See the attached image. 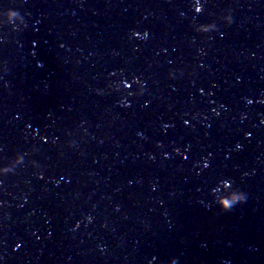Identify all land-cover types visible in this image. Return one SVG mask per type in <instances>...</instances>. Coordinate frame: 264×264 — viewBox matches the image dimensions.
Here are the masks:
<instances>
[{"label": "water", "instance_id": "obj_1", "mask_svg": "<svg viewBox=\"0 0 264 264\" xmlns=\"http://www.w3.org/2000/svg\"><path fill=\"white\" fill-rule=\"evenodd\" d=\"M199 2L0 0V264H264V0Z\"/></svg>", "mask_w": 264, "mask_h": 264}, {"label": "clouds", "instance_id": "obj_2", "mask_svg": "<svg viewBox=\"0 0 264 264\" xmlns=\"http://www.w3.org/2000/svg\"><path fill=\"white\" fill-rule=\"evenodd\" d=\"M197 11H201L203 8V5L199 2V0H197ZM223 20L227 23H231L232 22V16L231 13H227L224 15ZM4 23H8V24H12L14 26V28L19 29L20 26L23 27H27V22L24 18L23 15H21V13L11 7H7V8H0V24H4ZM216 29V24L215 23H206V24H198L196 25V30L199 32H209L212 30ZM136 35H140V33H136ZM145 36L147 35V33L144 34ZM135 82L139 85L140 81L139 78H136ZM113 87L116 91H119L121 89V87H128L131 88L132 87V83L130 81H128L127 79L123 80V81H115L113 82ZM143 92V88L140 87L138 89V93H142ZM133 93H129V95H132ZM121 103L127 105L130 103V101H128L127 97H124L121 101ZM249 103H251V101H249ZM239 147V146H238ZM23 155L21 154H17L15 160L13 161V163L11 165H5L0 167V174H4V173H8L11 172L13 170V167L15 164H19L23 162ZM205 166H207V161H205ZM222 185L227 186L228 188V192L227 195H219V187L217 188H213L212 192L214 195V199L215 202L225 211L232 209L235 205L239 204V203H243L246 201L247 199V193H245L242 190H239L237 188L232 187V181L230 179H225L222 182ZM89 220L92 219L91 216L88 217ZM155 259V258H154ZM168 264H178V258L173 257L171 260L168 261Z\"/></svg>", "mask_w": 264, "mask_h": 264}, {"label": "snow or ice", "instance_id": "obj_3", "mask_svg": "<svg viewBox=\"0 0 264 264\" xmlns=\"http://www.w3.org/2000/svg\"><path fill=\"white\" fill-rule=\"evenodd\" d=\"M186 123H188V122L186 121ZM177 151H179V149H177Z\"/></svg>", "mask_w": 264, "mask_h": 264}]
</instances>
